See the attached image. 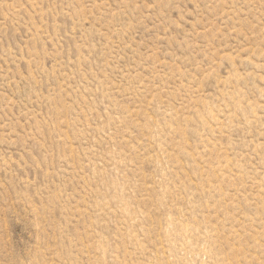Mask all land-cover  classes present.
<instances>
[{
    "label": "rangeland",
    "instance_id": "374dc122",
    "mask_svg": "<svg viewBox=\"0 0 264 264\" xmlns=\"http://www.w3.org/2000/svg\"><path fill=\"white\" fill-rule=\"evenodd\" d=\"M0 264H264V0H0Z\"/></svg>",
    "mask_w": 264,
    "mask_h": 264
}]
</instances>
